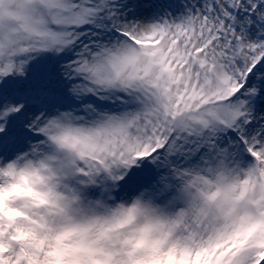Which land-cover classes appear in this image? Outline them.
Masks as SVG:
<instances>
[{"label":"snow or ice","instance_id":"obj_1","mask_svg":"<svg viewBox=\"0 0 264 264\" xmlns=\"http://www.w3.org/2000/svg\"><path fill=\"white\" fill-rule=\"evenodd\" d=\"M261 97L264 0H0L4 160L72 127L94 184L151 160L162 171L141 187L195 211L178 192L187 166H264ZM221 264H264V248L226 249Z\"/></svg>","mask_w":264,"mask_h":264},{"label":"clouds","instance_id":"obj_2","mask_svg":"<svg viewBox=\"0 0 264 264\" xmlns=\"http://www.w3.org/2000/svg\"><path fill=\"white\" fill-rule=\"evenodd\" d=\"M89 149L72 127L44 147L0 157V253L18 264H221L222 253L264 248V173L259 162L189 165L173 207L141 188L126 198H92L82 174ZM112 187H117L112 183Z\"/></svg>","mask_w":264,"mask_h":264},{"label":"rangeland","instance_id":"obj_3","mask_svg":"<svg viewBox=\"0 0 264 264\" xmlns=\"http://www.w3.org/2000/svg\"><path fill=\"white\" fill-rule=\"evenodd\" d=\"M251 103L254 114H256L260 119H264V97H261L259 100L253 99ZM227 135L230 136L231 134H226V136ZM225 139H227V137H225ZM244 156L245 154L241 153V159H243ZM135 171L137 173L140 172L141 175L136 174L128 177L127 184L121 188L122 191L119 199L126 198L127 196H130L131 194L140 190L142 188L141 185L153 179L157 176L158 172L162 171V167L158 166L157 163H153L151 160H149L147 167L142 168L141 166H136ZM105 184L106 181L98 182V191L96 190L95 193H91L87 196L92 198L103 197L101 189L103 188V186H105Z\"/></svg>","mask_w":264,"mask_h":264},{"label":"bare ground","instance_id":"obj_4","mask_svg":"<svg viewBox=\"0 0 264 264\" xmlns=\"http://www.w3.org/2000/svg\"><path fill=\"white\" fill-rule=\"evenodd\" d=\"M228 137V136H227ZM146 161V160H145ZM144 167H145V165H143ZM127 177V176H126ZM125 182V180H123V182H122V184ZM112 181H110V180H108L107 181V187L105 188V190L103 191V192H105L106 191V189H109L111 186H112ZM118 186V185H117ZM94 189H95V186H90L89 187V190H88V192H93L94 191Z\"/></svg>","mask_w":264,"mask_h":264}]
</instances>
